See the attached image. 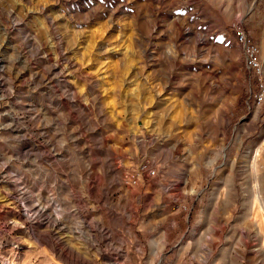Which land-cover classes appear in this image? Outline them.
I'll return each instance as SVG.
<instances>
[{
    "label": "rangeland",
    "instance_id": "374dc122",
    "mask_svg": "<svg viewBox=\"0 0 264 264\" xmlns=\"http://www.w3.org/2000/svg\"><path fill=\"white\" fill-rule=\"evenodd\" d=\"M238 22L264 62V0H0V264H264Z\"/></svg>",
    "mask_w": 264,
    "mask_h": 264
},
{
    "label": "built area",
    "instance_id": "2783aa9c",
    "mask_svg": "<svg viewBox=\"0 0 264 264\" xmlns=\"http://www.w3.org/2000/svg\"><path fill=\"white\" fill-rule=\"evenodd\" d=\"M233 27L236 40L242 47L244 53L245 67L258 78V90L254 94L255 101L258 104H262L264 102V62L261 46L254 37L247 32L245 26L241 22L236 23Z\"/></svg>",
    "mask_w": 264,
    "mask_h": 264
}]
</instances>
